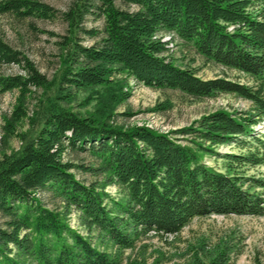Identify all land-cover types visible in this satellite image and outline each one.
Masks as SVG:
<instances>
[{
	"label": "trees",
	"instance_id": "1",
	"mask_svg": "<svg viewBox=\"0 0 264 264\" xmlns=\"http://www.w3.org/2000/svg\"><path fill=\"white\" fill-rule=\"evenodd\" d=\"M61 1H69L61 13L67 35L55 79L0 37V67L16 65L23 72L0 74V94L19 93L3 118L2 143L7 147L13 137L21 143L0 153V264H121L123 253L141 239L178 236L195 219L264 216V197L256 192L264 181L239 173L264 165V133L257 131L264 124V0ZM8 14L48 21L58 12L43 0H0V15ZM90 17L101 26L88 29ZM167 34L256 85L203 80L195 70L176 66L165 57ZM81 36L92 44L84 45ZM131 78L193 99L232 95L252 107L219 110L173 133L194 136L184 145L145 127L114 125L117 107L131 97ZM38 92L30 113L29 99ZM81 93L90 94L84 107L96 102L93 111H75ZM25 122L28 129L19 132ZM222 145L242 152L220 155L214 148ZM68 147L88 151L98 166L64 162ZM209 154L226 160L224 171L205 163ZM74 170L96 181L78 180ZM108 186L122 198L111 197ZM46 192L62 206L45 205L38 193ZM73 208L88 237L67 224ZM212 248L190 264H236L230 243L222 240Z\"/></svg>",
	"mask_w": 264,
	"mask_h": 264
},
{
	"label": "rangeland",
	"instance_id": "2",
	"mask_svg": "<svg viewBox=\"0 0 264 264\" xmlns=\"http://www.w3.org/2000/svg\"><path fill=\"white\" fill-rule=\"evenodd\" d=\"M55 9L58 14L54 20L42 21L36 18L25 20L18 19L13 15H0V37L14 50L28 57L35 66L49 79H55L62 72V52L60 43L67 35V24L62 20L61 13L66 11L69 1L43 0ZM117 4L120 2L117 0ZM101 22L88 18L86 27H100ZM170 37V35H165ZM84 45H91L92 40L81 36ZM165 57L176 66L190 68L196 71L203 80L226 78L234 82L255 86V82L242 72L224 68L214 62H209L200 56L192 46L186 45L179 40L173 41V48ZM23 73L21 68L14 66H1L0 74L14 75ZM131 97L116 109L114 125L129 129L131 127H145L162 134H169L172 138L184 145H189L193 135L177 134L176 131L194 127L204 116L219 110L228 112H246L252 104L242 98L232 95H221L212 99H193L178 91L156 90L138 84L133 78L129 80ZM18 91L0 94V153L4 150L11 151L20 148L19 138L13 137L9 145L5 147L2 143L5 125L4 117L10 115L16 104ZM89 93H81L78 100L73 104L75 111L85 113L93 111L96 102L89 107H84ZM40 92L29 99L30 113L36 105V99ZM159 105H169L167 110H156ZM28 129L26 122L19 126L18 131ZM258 133H264V124L257 129ZM220 155L240 153L242 150L236 145H222L214 148ZM64 162L75 165L97 167L98 164L91 153L75 151L67 148L63 155ZM205 163L219 171H224L226 160L209 154L204 156ZM73 173L78 180L96 181L90 174H84L77 170ZM240 175L247 178H255L264 181V165L254 168H241ZM102 181V177L98 179ZM247 187V183L245 184ZM106 192L115 199H121L122 194L114 186H108ZM263 195L264 188L256 190ZM43 203L50 208L61 207L59 200L55 201L48 193H38ZM61 213L65 210H59ZM80 212L75 208L66 213V222L84 237H88L83 227ZM2 221L0 217V222ZM90 238L97 243L95 234ZM222 240L234 247L233 257L236 264H264V216H211L198 218L191 222L178 236L158 237L151 235L141 239L136 248L123 253L121 264H129V260L139 262L146 261L153 264H190L196 257H205L208 250ZM212 248V249H211Z\"/></svg>",
	"mask_w": 264,
	"mask_h": 264
},
{
	"label": "built area",
	"instance_id": "3",
	"mask_svg": "<svg viewBox=\"0 0 264 264\" xmlns=\"http://www.w3.org/2000/svg\"><path fill=\"white\" fill-rule=\"evenodd\" d=\"M167 35H169V34H167ZM175 40H178V39L174 35H170V37H165V35H164L163 38H162L163 42H167L168 43V47L170 49L173 48V41H175Z\"/></svg>",
	"mask_w": 264,
	"mask_h": 264
}]
</instances>
